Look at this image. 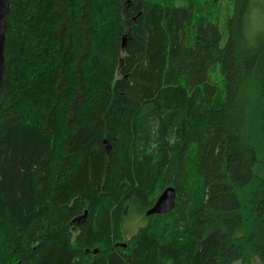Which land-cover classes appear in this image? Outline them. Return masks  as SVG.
<instances>
[{
    "label": "trees",
    "instance_id": "obj_1",
    "mask_svg": "<svg viewBox=\"0 0 264 264\" xmlns=\"http://www.w3.org/2000/svg\"><path fill=\"white\" fill-rule=\"evenodd\" d=\"M8 1L0 264H264V0Z\"/></svg>",
    "mask_w": 264,
    "mask_h": 264
},
{
    "label": "water",
    "instance_id": "obj_2",
    "mask_svg": "<svg viewBox=\"0 0 264 264\" xmlns=\"http://www.w3.org/2000/svg\"><path fill=\"white\" fill-rule=\"evenodd\" d=\"M9 11V1L8 0H0V91L3 81V74H4V49H5V41H6V22L5 16ZM126 36H122L121 45L122 47L125 44ZM106 150L109 149V144L104 141ZM176 204V189L172 185L165 186L160 193L157 195L155 200L153 201L152 205L146 209V215H153V214H162L171 211ZM87 211L76 219L79 220L80 218L85 217ZM96 251V250H94ZM15 264H25L22 260L17 261Z\"/></svg>",
    "mask_w": 264,
    "mask_h": 264
},
{
    "label": "rangeland",
    "instance_id": "obj_3",
    "mask_svg": "<svg viewBox=\"0 0 264 264\" xmlns=\"http://www.w3.org/2000/svg\"><path fill=\"white\" fill-rule=\"evenodd\" d=\"M185 0H178L179 3H184ZM199 6L202 10V14L210 16L212 20H217L218 23H225V19L231 13L233 0H199ZM258 27H264V10L258 9ZM209 77L213 82L217 83L219 87L222 86L221 74L219 70L215 68L211 71ZM146 222V219L141 216L132 220L130 223L125 224V235L128 237L133 234L141 225ZM251 264H261L257 257L251 256Z\"/></svg>",
    "mask_w": 264,
    "mask_h": 264
}]
</instances>
